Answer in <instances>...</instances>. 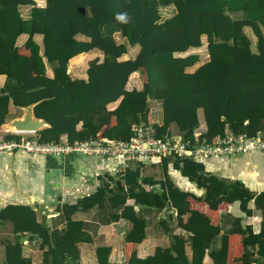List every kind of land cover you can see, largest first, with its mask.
I'll return each instance as SVG.
<instances>
[{
  "label": "trees",
  "instance_id": "trees-1",
  "mask_svg": "<svg viewBox=\"0 0 264 264\" xmlns=\"http://www.w3.org/2000/svg\"><path fill=\"white\" fill-rule=\"evenodd\" d=\"M36 2L0 0V76L4 77L0 125L12 104L31 105L33 116L45 121L47 126L36 132L44 142L100 137L125 142L135 123L151 124L157 136L166 134L173 123L183 138H190L198 125V109L205 126L200 138L206 142H213L224 128L246 136L264 131V0ZM167 5L173 14L159 21L157 8ZM19 6H29L26 18ZM230 13L240 16L232 18ZM244 27L254 36V50ZM115 33L123 41H115ZM20 34L27 37L17 45ZM34 34L42 37L41 53ZM77 34L88 40L76 39ZM133 45L138 50L132 58L118 59ZM200 45L206 47L207 60L186 72L198 55L174 53ZM93 48L101 59L86 61L85 78L70 77L67 62L82 65L85 55L80 53ZM45 63L50 64L51 76L45 73ZM133 72L138 73L139 89L128 87ZM148 98L160 102V124L147 119ZM18 137L8 133L0 140ZM161 162L164 171L170 162L202 192L182 190L169 179L153 188L154 181L141 176L139 163L122 173L105 174L104 184L75 203L62 202L57 208L60 227H48L29 204L5 203L0 206V225L9 224L10 236L0 240L3 264H31L22 254L23 240H34L41 264H79L77 243H89L91 237L73 214L92 207L108 212L104 223L118 219L129 223L122 261L114 264H202L204 255L212 264H260L252 257H264V191L254 193L239 180H224L186 158L163 157ZM250 201L262 215L256 232L242 223L251 215ZM234 203L241 216H231L218 247L211 248L220 232L218 212ZM134 205L174 209L169 247H155L142 258L136 255L146 221ZM109 251L108 246L95 247V264H111Z\"/></svg>",
  "mask_w": 264,
  "mask_h": 264
},
{
  "label": "crops",
  "instance_id": "crops-1",
  "mask_svg": "<svg viewBox=\"0 0 264 264\" xmlns=\"http://www.w3.org/2000/svg\"><path fill=\"white\" fill-rule=\"evenodd\" d=\"M26 17L27 15H25L23 18ZM26 37V34H20L16 38V44L20 45L23 43ZM41 38L42 37L40 34H34L32 36V39L39 47V53H41L42 50ZM75 38L84 41L88 40L87 37L80 34H77ZM196 49H198V47H190L184 52H175L174 55L185 56L186 54L196 52ZM137 50V45L127 47L126 53L122 54L118 59L123 60L132 58ZM80 54H84L85 57L92 55L91 58L97 57L98 59H101L102 57L101 53L94 48ZM75 56L71 58H74ZM205 60L207 59H204V61ZM200 64L201 63L196 62L193 65L186 67L185 71L192 72ZM76 66L79 65L77 64ZM67 72L69 74L68 67ZM45 73L47 76H51L50 64L45 63ZM75 73L76 72L73 74ZM131 76H133V78L128 83V87L139 89L141 87V83L138 78V73L133 72L129 78H131ZM82 77L84 78V76ZM3 81L4 77L0 76V87L3 84ZM147 105L148 121L150 123L160 124V102L158 100L148 98ZM21 112V108L15 107L12 104L8 105L5 122L0 125L1 136L8 134V132L5 130L4 124L13 118L19 117ZM199 115L201 116V121ZM197 119L198 122H200V129L204 130L205 126L202 119L201 109L197 110ZM168 128L171 131H176V127L173 125V123H170ZM0 155H2V163L0 164V206L8 203V201L29 204L36 211L37 216L38 212L42 211V216L40 219L43 218L44 223L48 227H60L62 224L57 213V208L62 202L72 204L79 199L72 197V195H70L68 192L72 184L77 183H70V176L73 171V164L75 162H77L78 165L82 163L80 162L79 157L24 155L28 156L24 158L22 155H19V153L12 155ZM8 158H10L9 161ZM136 165L137 164L133 163L129 168L132 169L136 167ZM94 168L99 169L100 166L97 165V167ZM203 168L206 172L213 173L224 180H239L244 186L254 193L264 191V153L262 152L252 151L233 157H210L205 161ZM14 172L19 174L20 177L18 179L10 180L8 176H14ZM105 174L113 175L112 172H99L96 177V181H94V186L92 185L90 188V186H86L84 184L83 187L89 193H92L98 186L104 184V181L106 180ZM140 174L141 176L151 178L154 181L152 186L153 188H158L161 182H163L165 179H169L182 190H189L196 194H200L202 192L201 189L196 188L193 183L181 176L178 170L174 169L173 167L171 169L166 165V169L164 171L161 161L159 163L153 164H142ZM57 180L61 184L59 190L52 188L50 184V182ZM21 187H23L24 190H21ZM248 206L251 209V215L249 217L243 218L242 223L250 224L252 230L256 232L258 231L259 224L261 222V216L259 212L260 210L258 211L254 209L251 201L248 203ZM133 208L134 211L138 215H141L146 221L144 227V238L137 245L136 255L142 258L152 254L155 247H169L171 244V236L175 230L174 209L168 206H164L161 209H154L139 205H134ZM237 215L241 216L236 208L235 203L228 206L226 210L218 212L220 232L212 241L211 248L218 247L220 235L230 227L231 216ZM73 217L76 219H81L84 222L85 229L91 237V242L89 243H77L79 264H95L96 257L94 254V249L95 247L101 245L108 246L110 248L107 257L109 263L114 264L122 261L121 249L123 245V237L125 230L129 228V223L127 221L118 219L116 221L104 223L108 218V212L102 209H97L96 207L86 210H77L73 214ZM4 226L10 230L9 226ZM184 252L187 256L190 255V250L187 245L184 247ZM29 253H32V255L37 258V263L35 264H41L40 251L36 248V244L34 242L32 243L31 241H29L27 245H24L22 249V254L28 256L31 259ZM254 257L258 258L259 260H262L263 258L257 257L255 255ZM0 264H3V247L1 244ZM31 264H34L32 259ZM202 264H212L207 255H204Z\"/></svg>",
  "mask_w": 264,
  "mask_h": 264
},
{
  "label": "built area",
  "instance_id": "built-area-1",
  "mask_svg": "<svg viewBox=\"0 0 264 264\" xmlns=\"http://www.w3.org/2000/svg\"><path fill=\"white\" fill-rule=\"evenodd\" d=\"M207 59V53L205 54ZM205 130V128H204ZM200 122L192 130L190 138H183L179 131H171L157 136L151 124L135 123L131 125V133L127 141L120 142L115 139L100 137L88 138L66 142L40 141L37 133H15L17 139L0 140V154H18L30 156H94L103 160L104 169L113 175L122 173L131 164L159 163L163 157L186 158L204 165L210 157H233L241 154L258 151L264 153V131H257L252 136L233 134L224 128L220 136L213 142H206L200 135ZM167 167L172 169L171 163ZM84 174V173H82ZM97 173L92 174L97 177ZM81 178V177H80ZM80 182L71 186L69 194L74 198H82L90 193ZM29 241L23 240V245ZM32 243L34 240L31 241Z\"/></svg>",
  "mask_w": 264,
  "mask_h": 264
},
{
  "label": "rangeland",
  "instance_id": "rangeland-1",
  "mask_svg": "<svg viewBox=\"0 0 264 264\" xmlns=\"http://www.w3.org/2000/svg\"><path fill=\"white\" fill-rule=\"evenodd\" d=\"M37 1L38 2H36V4L37 3L40 4V0H37ZM18 10H19L20 15L22 17H24L25 15L28 14L29 6H19ZM157 11H158V14H159V21H161V20H163L165 18H168L170 15H172L173 7L171 5L159 6L157 8ZM230 16L232 18H238L240 16V14L239 13H230ZM243 30H244L243 31L244 34L247 35L250 38V42H251L250 49L254 50V44H253L254 43L253 42L254 41V36L252 35L251 31L248 28L245 27V28H243ZM261 32H262V35L264 36V29L263 28L261 29ZM113 37H114L115 41H117V42L123 41V39L118 35V33L113 34ZM17 42H19V41H17ZM194 53H196L198 55L197 63H202L204 61V59H206L205 54L207 52H206V47L204 45H202V46L200 45L198 47V49H196V52H194ZM91 56L92 55H88L87 57H85L83 59L84 63H82V65L78 64L79 66H76L77 63H74L73 65L70 66L69 63H68L67 67L69 68V76L70 77L78 76V77H81V78H83L82 76H84V78H85L86 61H87V59H90ZM74 72H76V73L73 74ZM132 78H133V76H131V78H129V81H131ZM199 118H200V121H201V116L200 115H199ZM19 155H22V157H24V158L28 157V156H24L22 153H19ZM1 158H2V155H0V164L2 163ZM9 159L10 158H8V161H9ZM79 159H80V162H82V163L78 165V163L75 162L73 164V171H72V174L70 176V180H71L70 183H72V182H77L78 183L83 178L84 181H85V185L86 186H90V188H91L92 185L94 186V181H96V177H93L92 174L94 172H96L97 174H99V172L100 173H104L105 172L104 165H103L104 162H103L102 159H100L98 157H94V156H79ZM97 165L100 166L99 169L94 168V167H97ZM145 166H147V165H145ZM82 173H84V174H82ZM8 177H9L10 180H13V179H18L20 177V175L17 174L16 172H14V176L10 175ZM77 183H74V184H77ZM50 184H51V187L56 189V190H59L60 187H61V184L58 182V180L50 182ZM74 184H72V185H74ZM21 190H24V188L21 187ZM8 203H13V202L12 201H8ZM41 212L42 211L38 212L39 219L42 216ZM260 216L262 218L261 212H260ZM4 225L9 226L8 223H4V224L0 225V240L4 239L5 237L8 238L10 236V234H9L10 230L7 229ZM29 255H30L31 259L33 260V263L34 264L37 263L36 262L37 258L34 255H32V253H29ZM252 258H256V257L253 256ZM256 260L260 264H264V257L262 258L261 261L259 259H256Z\"/></svg>",
  "mask_w": 264,
  "mask_h": 264
},
{
  "label": "water",
  "instance_id": "water-1",
  "mask_svg": "<svg viewBox=\"0 0 264 264\" xmlns=\"http://www.w3.org/2000/svg\"><path fill=\"white\" fill-rule=\"evenodd\" d=\"M22 112L19 117L11 119L4 124L6 132L15 133H36L39 129L46 127L44 120L35 118L31 111V105L21 107Z\"/></svg>",
  "mask_w": 264,
  "mask_h": 264
},
{
  "label": "clouds",
  "instance_id": "clouds-1",
  "mask_svg": "<svg viewBox=\"0 0 264 264\" xmlns=\"http://www.w3.org/2000/svg\"><path fill=\"white\" fill-rule=\"evenodd\" d=\"M117 19H119L121 21H124L125 20V17L124 16H118Z\"/></svg>",
  "mask_w": 264,
  "mask_h": 264
}]
</instances>
